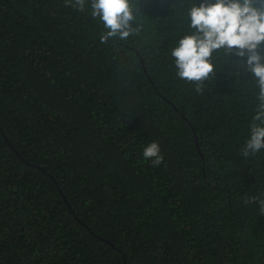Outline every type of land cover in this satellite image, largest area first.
I'll list each match as a JSON object with an SVG mask.
<instances>
[{
  "label": "trees",
  "instance_id": "obj_1",
  "mask_svg": "<svg viewBox=\"0 0 264 264\" xmlns=\"http://www.w3.org/2000/svg\"><path fill=\"white\" fill-rule=\"evenodd\" d=\"M189 3L131 0L141 33L101 44L90 10L0 0V264H264L258 88L222 55L175 76Z\"/></svg>",
  "mask_w": 264,
  "mask_h": 264
},
{
  "label": "clouds",
  "instance_id": "obj_2",
  "mask_svg": "<svg viewBox=\"0 0 264 264\" xmlns=\"http://www.w3.org/2000/svg\"><path fill=\"white\" fill-rule=\"evenodd\" d=\"M130 4L131 0H64L66 7L71 6L81 13L90 10L91 17L99 19L103 25L99 36L101 44L127 41L141 33L143 25L136 21ZM185 22L187 31L171 50L175 76L179 80L193 83L195 91L202 93L206 82L216 75L214 61L221 55L224 61L235 58L233 75L251 74L253 77L258 88V103L241 155H255L264 149V0H190ZM143 157L157 167L164 162L156 141L143 148ZM257 202L264 215V198Z\"/></svg>",
  "mask_w": 264,
  "mask_h": 264
},
{
  "label": "water",
  "instance_id": "obj_3",
  "mask_svg": "<svg viewBox=\"0 0 264 264\" xmlns=\"http://www.w3.org/2000/svg\"><path fill=\"white\" fill-rule=\"evenodd\" d=\"M193 140H194V144H195V146H196V137H195V135L193 136ZM59 190V189H58ZM59 192H60V194L62 195V193H61V191L59 190ZM125 263V261H124V258H123V264Z\"/></svg>",
  "mask_w": 264,
  "mask_h": 264
}]
</instances>
